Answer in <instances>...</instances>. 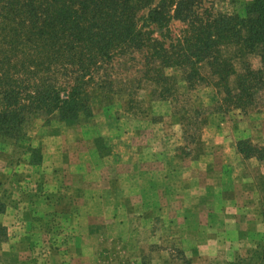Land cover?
<instances>
[{
  "label": "rangeland",
  "instance_id": "obj_1",
  "mask_svg": "<svg viewBox=\"0 0 264 264\" xmlns=\"http://www.w3.org/2000/svg\"><path fill=\"white\" fill-rule=\"evenodd\" d=\"M134 78L131 97L93 91L89 119L37 116L26 140L0 138V264H117L131 250L143 263L264 264V104L216 112L212 89L183 82L159 101ZM241 141L263 157L244 158Z\"/></svg>",
  "mask_w": 264,
  "mask_h": 264
},
{
  "label": "trees",
  "instance_id": "obj_2",
  "mask_svg": "<svg viewBox=\"0 0 264 264\" xmlns=\"http://www.w3.org/2000/svg\"><path fill=\"white\" fill-rule=\"evenodd\" d=\"M213 3L0 0V138L26 140L37 116L45 124L89 119L93 91L131 97L133 72L136 92L149 89L159 101L175 99L183 82L189 91L212 89L216 112L263 105L264 0L242 10L234 0L229 10ZM173 21L181 24L176 34ZM237 150L244 158L263 157L246 141Z\"/></svg>",
  "mask_w": 264,
  "mask_h": 264
},
{
  "label": "crops",
  "instance_id": "obj_3",
  "mask_svg": "<svg viewBox=\"0 0 264 264\" xmlns=\"http://www.w3.org/2000/svg\"><path fill=\"white\" fill-rule=\"evenodd\" d=\"M111 195H112V193H111ZM131 212H133V209L131 210ZM129 244H134L135 245V243L133 242V241H131ZM144 256H146V258L148 257V254H144L142 257L140 256V255H134L133 254V250H131V253L128 255V254H126L125 255V257L124 258H120V257H118V261H117V264H168V259H169V257H168V255H166L165 257H162V258H154V259H150L151 260V262H150V260L148 261V262H146V263H143V262H145V257ZM54 258H55V256H52V259H50V260H54ZM78 258H80V257H77V259ZM61 259V258H60ZM59 259V260H60ZM52 261H50L51 263H52ZM71 261L72 260H69V264H73V263H71ZM105 263V261L103 262V264ZM115 263H116V261H115ZM80 264H89L87 261L85 262V261H81V263Z\"/></svg>",
  "mask_w": 264,
  "mask_h": 264
}]
</instances>
